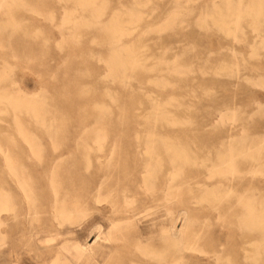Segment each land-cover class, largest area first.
<instances>
[{
	"label": "rangeland",
	"instance_id": "rangeland-1",
	"mask_svg": "<svg viewBox=\"0 0 264 264\" xmlns=\"http://www.w3.org/2000/svg\"><path fill=\"white\" fill-rule=\"evenodd\" d=\"M79 1L84 2V0H0V5H1L0 7V76L4 74L3 77L1 76V80H0V93H4L5 95L17 96L21 92H25L29 97L33 95L32 97L37 98L35 99L36 102H42V103L44 102L43 104L39 103V105L37 103L35 104L37 105L35 107H38L37 109H39L38 115L40 114L39 112L41 109H42L41 113L45 114V115L41 114L44 117L39 116L40 119L39 117L38 119H36L37 117H33L31 113L27 114L24 111L21 112L11 111L10 110L11 107H9L10 105L9 106L4 105L6 106V108H9L10 111L0 113V148L4 151L1 152L0 150V154L2 153L1 154L2 156L0 155V181H1L0 185L4 189V191L6 190L5 194L7 198L11 197L13 192L16 193L17 191V193L19 194V198L21 199L20 201L24 205L22 193L17 189V186H15L16 183L11 180V175L10 172L8 171L9 170L8 164L9 161L12 159V157L15 158L19 150L27 149L28 146H29L28 148L30 147L41 148V149L43 148L48 151H52L54 148H56L57 150L59 149L57 152L62 153V157H61L62 159L60 160L63 163L61 162L62 165L61 167L57 168L58 169L57 172L59 174V178L62 180V186H64V188L67 186L68 187L71 186L70 182L66 181L65 176L69 175L68 173L70 172V167H72V164L73 163H80L82 165L85 164L84 162L85 158L80 157L79 155H77V153L83 151L84 149L87 150V148L89 149L91 148V146L93 147L94 146L93 143L94 144L98 143L99 147H101V145L103 146L99 148L98 145H96L97 147L96 146H95L96 148L94 147L95 150L98 148L103 149L105 147L104 149L106 153L109 152V150H111L110 148L114 149L113 147H115V150H117V152L120 153V156L116 159H113V161L117 163L127 162L129 166L132 167V172H134L135 164L142 167L143 161L141 159L136 160L132 156L133 153L130 151V149L136 148L137 150L138 148H145L142 147V145L147 146V143L144 142L145 140L142 138H145L146 141L147 140L151 141V139L149 138L155 140L156 134L159 136L162 135V137L170 136L169 137L170 139L169 138L165 139V140L168 139L167 142L170 143L172 139L177 137L178 139L175 138L174 140L176 139L177 140L172 142L176 144V142L180 140L181 142H178L177 145L181 147L182 146L184 147V144L186 143L189 151H186L187 147L185 145L184 147L185 149L182 148L185 152L183 153V151H180L181 147L180 148L178 147L179 148L178 149L176 145L175 147L178 150L175 149L176 150L175 151L174 149H172V151L174 150L173 155L175 156V154L177 153L176 154L177 156L178 153L180 154L182 152L181 156L184 157L183 158L184 160L185 157L187 156L185 160L187 164L182 158L181 160L178 158V160L180 161L179 162L178 160H176L177 159L176 157L175 159L173 158L174 156L172 157L174 159L173 162L171 161L173 165L172 170L174 171L173 173L175 174L174 177L176 176V174H178V171H179V175L183 176L182 177L177 175L178 178L177 177L174 178V185L177 183L175 185L176 188H174L175 195H173V198L175 196V199L172 198V201L170 202L171 205L170 204L169 205L172 208L171 210H173L174 208L175 211H171V210L169 211L168 207L163 206L164 201L161 200L162 198H160V200L157 201L156 199L154 200V198L158 199L161 195L154 194L150 191L149 193L146 186L142 185L143 183L141 182V178H140L142 176V171L140 169H137L136 173L131 172L129 175L125 176L123 172L117 167L112 168L113 174L114 175L118 174L121 179V181L119 182L117 181L118 188H120V190H118V195L120 197L119 202L121 203L122 206H124L123 209L131 208L132 210L134 208L136 210L138 208L136 212H140L138 215V217L139 216L140 217L136 219V224L139 225L136 226L135 224H133L132 227L134 226V228H131L129 227V224H127L124 221L120 223L116 222L115 224L118 223V225H115L113 222H111L112 219L113 220L120 219L122 218V216L121 214H117L118 216L117 215L112 216L111 214L112 207H110L109 206L110 204H108L110 203L111 199L107 198L108 192L103 191L104 193H102L101 200L103 201L104 199V201L101 204H97L94 200H88L87 202L88 204L85 206L86 208L82 206L84 211H81L76 215V218L78 220L75 219L76 222L73 221L71 223L72 225L74 224L73 226L70 224V222L69 223L66 222L64 223L65 224L64 226L59 228L61 229L60 234H57V231L53 230L49 235H38L36 237V244L38 248L35 249L31 247L30 253L25 255L19 264H39L41 263V261L45 259L46 261L49 262L51 253L47 250V248L53 244L54 246L57 247L61 246L62 244H65L67 241L78 242L80 244L85 245L86 247L92 248L94 252V260L96 264H103L105 261L106 262L112 261L114 259H115L114 261H116L117 263L120 258H122L123 260L126 258L124 261L121 259L122 260L121 264L124 263L129 264L133 256L137 254L139 256H142L140 253L143 247L148 246L151 249L153 246L158 245L157 243L160 242L159 238L161 237L160 235L162 233L161 231L165 227L168 228V226L170 228V232L179 240L183 237V235L186 234V236L183 237L184 239L182 238L181 243L180 241H178L179 247H176L177 249L179 248V250L182 248L181 251L175 248V252H174L176 254V250L179 251L175 255L176 257L175 260L180 258V260H178V262L180 261V263L184 261L186 263L187 260L184 259L188 258V255L190 254V251L185 250L186 248L184 241L187 235L188 237L189 236L191 237V235L193 234L196 235L195 232H197L198 234L199 232L204 231L203 238L205 240H211L210 239L211 236L214 241L217 238V236L222 237L223 240L220 241L221 245H219V247L220 246L225 247L230 242L238 241L237 243H239L240 241L239 238H234L229 240L228 237V232L230 231V229L233 228L235 229L236 232L239 231L237 224H232L236 222L234 216L236 213L246 210L244 209V206H242V204L245 205L251 202L256 212L260 213L261 211L262 213H264V209H263L264 207H262L264 206V181L261 180L250 183L245 180H242L243 182L241 181L233 182L228 179H225V177L223 176L216 175V173H214V172H217V174L219 173L218 171L219 163L217 161L218 160L217 155L219 153V148H220L218 147V145L220 146L219 143L220 140H217L219 138V129L217 125L219 121V113H217L219 104L217 98H219L221 95L220 92L221 89L219 90L218 88L219 87L218 79L221 78L218 75L220 68L218 66H220L219 62L221 59L219 57V52H222L220 53L221 55L225 53V49L223 50V48H221V43H225L229 45V47L233 46L234 48L237 49V51L240 54L248 57L250 55L251 50L250 48H248L247 44H249L252 41L254 35L256 34V31H254L255 33L253 32L254 27L250 24L251 23L250 20H252L253 17H249L247 19L242 20L243 31L238 29L234 33V35L229 34L231 35L229 36L226 34L227 37L229 36L227 38L225 37L226 35L222 28L223 23L221 24L220 22H226L229 21L230 19L233 21L237 19V17H235V15H238V8L236 10V6H240L244 3H245L244 6H246L250 3H256L257 1L261 2L262 0H245V2H243L244 0L241 1L240 0H99V3L98 0L97 2H95L96 0L93 1L88 0L94 2L93 6L92 4L90 5L89 4L90 2L88 3L87 0L82 5ZM104 1L107 4H105ZM135 2L137 4H135ZM138 2L140 3V5H138ZM95 3L98 4L96 6L97 8L95 7ZM101 3H104L105 6L104 4ZM131 3H134L135 6H133ZM84 4H86V6ZM262 5L264 6V2L262 3ZM103 6L105 8H108V10L107 9L105 10ZM93 8L95 9L93 10ZM132 8L133 10L136 8V10L134 11L132 10L133 14H135L137 11V15H138L139 10H140L139 11L140 14L142 12V14L139 15L140 19L143 17L141 20L136 19V17L139 18L136 14H135L136 17L133 14H131L132 16H134L135 20L137 21L140 20L138 22H143L142 24L137 23L136 25L137 21L135 22L134 18L128 15ZM141 8L145 12H143ZM96 9H98V11ZM127 10L129 12H127ZM96 11L97 12L104 11L102 12V14L104 13V15L102 16V14L100 15V12L97 13ZM115 11H117V14L120 15L121 17L116 15ZM92 12L93 13L96 12V14H98L99 16L96 15V17H94L95 14H93ZM124 13H126V18ZM209 15L211 17H209ZM221 16H224V18ZM97 17H99L101 21L98 20ZM114 18H118L120 21L121 20L122 21L119 22V20H116ZM223 19L225 21H223ZM96 21L99 22L97 23ZM125 21L127 23H125ZM129 21L130 23L128 24ZM132 22L133 24H131ZM10 23L13 24L9 26L11 29L8 28V25ZM102 23L105 24L108 23V24L105 25ZM109 23L110 25L113 24L112 26L115 27L118 25L120 27L121 24L123 25V23L124 25L120 27V32L116 33L115 35L112 34L114 32H111V26L109 25ZM260 23H261L260 25L261 28L259 26ZM260 23L258 24L259 28L264 29V23L263 22ZM127 24L129 25L130 28L128 27ZM5 25H7V28ZM102 25L105 28V30H102L104 29ZM247 25L249 26L247 27ZM15 26H17V30H15L14 32L13 29L15 28ZM219 26H221L220 27L221 30L219 29ZM117 28L118 27H116V29ZM123 29L124 31L125 29L128 30L126 31L129 33L128 36H126L127 33H125ZM148 29L151 30L149 31ZM121 30L124 33L120 34L122 32ZM109 31L111 32V34L109 33ZM133 31L135 32L134 34ZM220 31H222L223 34ZM10 32L11 33L14 32L15 34L14 33L11 34ZM105 32L107 35L109 34L108 36L110 37H107ZM242 32L244 33V35ZM262 35H264V31H262ZM11 36L12 39H10ZM118 37L121 38L122 41L124 40L125 41L118 43L119 42ZM123 37H127V38L124 39ZM238 40L239 42H236ZM131 44L132 46H130ZM125 46H128V48H130L129 50L133 48L134 50L136 49L135 53L134 50L128 51L127 47ZM137 46L140 48H137ZM122 49L124 52L123 57L121 55L120 56L121 58L118 57L120 60H118L117 58L116 61H114L115 64H112L114 65L112 67H114L115 70L113 71V68L112 67L110 68L109 66L111 65L110 62L113 63L111 58L114 54H112L111 51L115 50L116 52L119 51L122 52ZM257 50L261 53V54L259 53L260 55H262L261 58L264 59V48H257ZM125 52L129 54L127 55ZM137 53L139 55H137ZM230 54L231 52H229L228 63L233 61ZM162 55L165 57H163ZM159 56L161 58L163 57V60L159 59L160 58ZM108 59H111V61L109 62ZM147 59L149 60L150 64L148 63V61H146ZM164 59L166 61H164ZM175 59H177V61ZM181 59H184L183 63L186 62L185 64L187 67L185 66V64L181 63L182 62ZM132 60L136 61L135 64H133L134 66L130 64ZM123 61L124 62L128 61V62L124 63L125 64V65L123 64L124 66L122 64L121 67L120 65L117 66L116 63L120 64V62ZM144 61L147 63L143 64ZM155 62L156 64H154ZM127 63H128V67H127ZM168 63H171L170 65L171 66L173 65V67H170ZM176 63H179V65L181 63L182 64L181 67ZM242 63L244 62H241V64ZM137 65H140L141 69L138 68L139 66L136 67ZM157 65L159 66V68L157 67ZM132 66L134 68L133 71L130 70L132 69ZM174 66H177V69H179V72L177 71V73L179 74L175 73L176 67ZM182 66L186 70L182 69ZM115 67L117 68V70ZM143 67H145L146 69ZM111 69L113 75L111 74ZM123 69L125 70L124 72ZM151 69L152 70L154 69V71H151ZM172 69H175V71L173 70L175 74H173V72L171 74ZM181 69L182 71L184 70L183 73ZM126 70L128 71V73H126ZM138 70H140V72ZM131 71L132 72L135 71V72L132 73ZM151 72H154V74H151ZM123 73L125 74V76L127 74L128 75L125 77ZM167 73H169V75ZM164 76L167 79L168 83L164 81L165 80V78L163 79ZM119 78L121 79L119 80ZM155 78L156 80L157 79L158 80L161 79V80L159 81L157 80L156 82H154L153 80ZM150 80L152 81V83H150L151 82ZM164 82L166 85L164 84ZM153 83L154 84L157 83L155 84L156 86L153 85ZM162 83L165 86H167V88L163 86ZM168 84L171 87L168 86ZM256 87H254V89ZM255 90L259 92L261 91V88L257 87ZM259 93L264 94V90L262 89V91ZM252 94L244 93L238 95L236 98L237 107L242 108L241 106L243 103L242 102L243 99L247 100L248 97L254 98L256 96L254 93ZM148 95H151L150 97L152 99H149L150 97ZM113 98L115 100H113ZM153 98H155V100ZM156 99H158L160 102H158V100L156 101ZM149 100L150 103L148 102ZM153 100L160 106L154 104V102L152 103ZM167 101L168 103L172 101V103H170L171 106L167 103ZM166 103L168 104L167 106L169 107L164 106L166 105ZM262 103L264 104V99L262 100ZM95 104H97L98 107ZM105 105L107 107H110L108 108L109 109L108 111ZM42 106L45 108L43 109ZM162 106L165 108H161ZM155 107L157 108V111ZM100 109L102 110L100 111ZM148 109H151L150 110L151 112ZM105 110L107 112H105ZM45 111L48 112L49 114H46ZM55 112H57L58 114H56ZM94 112L95 114H93ZM153 112L155 113L154 115ZM156 112L164 116H160L156 114ZM173 115L174 116L176 115L175 117L178 118L177 120L179 122L175 119ZM149 116H153V117L150 118ZM154 116L155 117L159 116L156 119L157 120L161 119V121L159 120L158 122L164 124V127L162 128L158 127L159 130H157L158 128L155 130L152 127V125H154L155 122L157 121ZM168 116L171 118L169 119ZM16 117L19 118L18 120L20 122L16 121L15 119ZM162 117L164 118L168 117V118H166L167 120L166 119L164 120ZM101 118L103 121L101 120ZM146 118H148L147 123H146ZM35 120L37 121L39 120L38 123ZM96 120L99 121L97 122ZM170 120L171 121L174 120L173 125L172 122H170ZM186 120L188 121V123ZM42 121L45 123L43 124ZM150 121H151V129L153 128L154 130L150 129V124H149ZM162 121H164V123ZM182 121H184L185 123L183 122L184 124H181ZM21 122L24 124V126ZM39 122H41V124H39ZM158 122L157 124L158 126H160L161 124H159ZM165 122L168 124H166ZM169 123H171L172 125L171 127H169L170 126ZM167 125L169 130L166 128ZM22 126L24 128H22ZM109 127H111L112 129ZM44 128L46 129L48 128V129L46 130ZM101 128L104 132H102ZM49 129L51 130L49 131ZM148 129H149L148 132H151L150 134L146 132V130ZM239 129H238V133L241 134L243 130L241 129V127ZM154 131L158 132L159 134L158 133L155 134ZM23 132L27 134L25 135ZM104 133H107L105 134L106 136H104ZM135 134L137 135L139 134L138 136L139 138L135 137L136 136ZM94 135L95 137L97 136V138H95ZM103 136L104 138L107 139V141L106 139L105 141L104 140L101 141V139H104ZM24 137L27 140H25ZM98 137L99 138L101 137V139H99ZM135 138H137V140L139 139V141H137ZM94 139L95 140L97 139L99 141L97 140L95 141ZM140 141L141 144H139ZM167 142L164 143L167 145ZM135 143H138L137 144L138 148ZM156 143L157 146L159 144L162 145L160 147L161 149H163L164 146L163 142H161L162 143L161 144L160 141L156 139ZM166 149L167 147L165 146V149H163V151H165ZM71 153L72 155L74 154L76 155L72 156ZM190 153H192L191 154L192 156L189 155ZM9 154L11 155L9 156ZM193 154L195 157L193 156ZM5 155L7 156V158L9 157L7 162H4L6 161ZM66 155H68V157H65ZM193 158H195V160ZM48 159L50 160L51 157H48ZM48 159L45 157V160ZM90 160H92L91 161L92 166L94 165L95 167L97 160H95V158H91ZM175 160H176V164H175ZM36 161L37 160H35V158H33L32 160L26 158L25 156H21L20 164H22L21 167L23 168V171H25L24 172L25 180L27 183L30 184L32 183V186L35 188L36 191L35 195H37L38 198L41 197L51 198L52 188L50 187L51 186L49 182L50 180H48L50 179L48 178L50 176L49 174L50 169L49 168L45 169L43 166L38 165V161L37 162ZM181 161L184 162L182 163ZM190 161L193 162V166L191 164L192 162ZM184 163L186 165L188 164L189 165L184 166L183 165ZM80 167L83 168V166ZM175 167L177 172L175 171ZM26 173H28V175ZM29 174L31 175L30 178L32 179H29ZM133 174L134 175L136 174L138 180L140 179L139 181L140 185L136 182V180L131 179L133 177ZM177 179L178 181H175ZM180 184L185 185L186 189L184 188V186H180ZM128 188L130 190L129 195H128L129 192H127ZM69 190L73 191L71 189ZM177 190L179 192H177ZM145 192H147L146 193L147 195L143 194ZM151 193L153 196L151 195ZM136 194H139V196ZM123 195L129 199L131 198L130 199L131 201L127 199V201H129L130 203L132 201L134 202V200L136 201L134 203L132 202L131 205L129 203L130 206L126 208L125 206L127 205L124 201L126 199L123 198L124 197ZM210 195H214L216 197L214 198V196H210ZM243 195L244 197L246 195L251 197L249 198L248 196H246L244 199ZM205 196L210 198L208 199ZM241 196L243 200L241 199ZM210 199H213L214 202L213 201H211L212 203L209 202ZM238 199L240 200L241 203L238 202L239 201ZM72 200L74 201V199ZM178 201L181 203H178ZM157 204H158V209H157ZM256 204L258 205V208H261L260 210L257 208ZM96 206H98V208ZM152 206L153 207L155 206L156 208L155 207L154 208L156 210ZM102 207H106V208H102ZM143 208L144 210H142ZM157 210L159 211V213ZM167 211L169 214L167 213ZM10 212L11 210L6 211L4 213V216L7 219L6 221L7 226L4 227V229H6L5 232L7 233V234L5 233V236L6 235L7 236L5 237V242H4L5 244L3 243L2 246L0 245V247H2L0 248V251L4 252L3 255H0V264H14V259L10 254V247L11 245H13L14 241L11 238L12 235L10 231H8L10 229V226L12 225V218H11L12 212L11 213ZM50 212L51 211L43 214L42 217L43 220L41 223L43 222L48 223V220L49 221L51 220L50 221L51 223L57 224L56 220L53 217V214L52 213L50 214ZM146 212L148 214H146ZM159 215H160V219H159ZM110 216H112L113 218L112 217L110 218ZM126 216L127 217L129 216L128 213L126 214ZM157 217L158 219L153 220V218H157ZM10 218L11 220L8 221ZM164 218L166 219L163 221ZM208 219H210L211 221L210 220H209L210 222L207 221ZM205 222H206V228H205ZM123 223H125V226ZM112 226L113 227L115 226L116 228L115 227L113 228ZM140 227L142 228V230ZM207 227L209 229H207ZM117 229L119 230V232L117 231ZM109 230L111 234L109 233ZM181 231H183L184 233ZM208 231L211 232L209 233ZM153 232H155L154 235L152 234ZM119 233H122L123 235ZM139 236L141 237L143 236L141 238V240L143 239L142 240L143 244L141 246L143 245L145 246H143L142 248H140L137 245L138 244L137 237ZM132 241L133 242L136 241V244L133 243ZM152 243L153 244L155 243V245H153ZM133 244H135V246L138 247L139 249L136 248ZM123 248L126 249L123 251ZM137 250H139L140 253ZM133 252L137 254L134 255ZM198 253H196L195 255L197 257L196 260H198L199 258L203 259V262L200 264L210 263V261H212L210 257H208V255L204 257L203 254L201 255V253H199L198 255ZM142 257L143 258L145 257L143 261L148 262V260H146L147 259L146 256H142ZM262 257L264 258V253H262ZM127 258L129 262H127ZM149 260L150 262H154L151 259ZM48 262H46L45 264H47ZM142 264H150V263L144 262Z\"/></svg>",
	"mask_w": 264,
	"mask_h": 264
},
{
	"label": "bare ground",
	"instance_id": "bare-ground-1",
	"mask_svg": "<svg viewBox=\"0 0 264 264\" xmlns=\"http://www.w3.org/2000/svg\"><path fill=\"white\" fill-rule=\"evenodd\" d=\"M86 0H84V2H85ZM88 1V0H87ZM93 1V0H92ZM92 1H88V3L91 5L92 4V6H93V4H94V2H92ZM241 1V0H240ZM80 2V1H79ZM83 1L82 2H80L81 3V5L84 3ZM92 2V3H91ZM95 2H97V0L95 1ZM151 2V1H150ZM243 2H245V0L243 1ZM262 3L264 2V0H262L261 1ZM261 2H256V3H250V4H248V5H246V6H244V4H242V5H240V6H236V10H237V8H238V15H235V17H237V19H235V20H229V21H226V22H220L223 26H222V28H223V31L225 32V35L227 34V35H229V34H233L234 35V33L238 30V29H240V30H242V28H243V25H242V20L243 19H247V18H249V17H253V19L252 20H250V24L254 27L253 28V32L254 31H256V34L254 35V37H253V39H252V41L249 43V44H247V46H248V48H250V50H251V52H250V55L248 56V57H246L245 55H242V54H240L238 51H237V49L236 48H234L233 46H230L229 47V45H227V44H225V43H221V48H223V50L225 49V53L223 54V55H221L220 53H222V52H219V57L221 58L220 59V66H218V67H220L219 68V76L221 77L220 79H218V88H219V90L221 89V95H220V97L219 98H217L218 100V111H217V113H219V121H218V129H219V138L217 139V140H220L219 141V143H220V146L218 145V147H220L219 148V153H218V155H217V161H218V163H219V173L217 174V172H214V173H216V175H220V176H223V177H225V179H228V180H230V181H241V182H243L242 180H245V181H247V182H250V183H253V182H256V181H264V104L262 103V100L264 99V94H260L259 92H261L262 91V89L264 90V59L263 58H261V56L262 55H260L261 53L257 50V48H264V38H263V36L264 35H262V31H264V29L262 28V29H260L261 28V23L260 22H263L264 23V6L262 5V3ZM98 3H99V0H98ZM104 3H105V1H104ZM104 3H101V4H104ZM105 4H107V3H105ZM105 4H104V6H105ZM133 6H135L134 5V3H131ZM135 4H137L136 2H135ZM150 4V3H149ZM239 4V3H238ZM237 4V5H238ZM85 6H86V4H84ZM98 4H96L95 3V7L97 6ZM138 5H140V3L138 2ZM144 5V4H143ZM103 6V7H104ZM137 6V5H136ZM0 7H1V5H0ZM88 7H89V5H88ZM99 7V6H98ZM102 7V6H101ZM123 7H124V5H123ZM140 7V6H139ZM142 7V6H141ZM97 8V7H96ZM105 8V7H104ZM128 8V7H127ZM126 8V9H127ZM131 8V7H130ZM95 8H93V10H94ZM99 9V8H98ZM98 9H96L97 11H98ZM108 10V8H105V10ZM125 9V8H124ZM101 10H103V9H101ZM117 10H119V9H117ZM130 10V9H129ZM132 10H133V8L131 9V13L127 10V12H129V14L128 15H130L131 17H133L134 18V16H135V14L137 15V11H136V13L135 14H133L132 13ZM134 10H136V8L134 9ZM133 10V11H134ZM141 10L143 11V9L141 8ZM235 10V11H236ZM96 11V12H97ZM140 11V10H139ZM138 11V17H139V15H141L142 14V12H141V14H140V12ZM96 12L95 13H93V14H95V16L94 15H92V16H94V17H96V15H98V14H96ZM100 12V15L102 14V12H104V11H99ZM99 12H97V13H99ZM105 12H107V11H105ZM116 12V15H118L117 14V11H115ZM119 12V11H118ZM143 12H145V11H143ZM234 12V11H233ZM113 13V12H112ZM121 13H123V12H121ZM215 13V12H214ZM224 13V12H223ZM229 13V12H228ZM237 13V12H236ZM125 14V18H126V13H124ZM131 14H133L134 16H132ZM226 14H227V12H226ZM104 15V13L102 14V16ZM115 15V16H116ZM211 15V14H210ZM209 15V17H211ZM219 15V14H218ZM99 16V15H98ZM114 16V15H113ZM118 16H120V15H118ZM144 16V15H143ZM213 16V15H212ZM220 16V15H219ZM227 16V15H226ZM229 16V15H228ZM233 16V15H232ZM121 17V16H120ZM136 17V16H135ZM142 17V16H141ZM145 17V16H144ZM221 17H223L224 18V16H221ZM143 18V17H142ZM141 18V19H142ZM227 18V17H226ZM230 18H232V17H230ZM94 19V18H93ZM97 19L98 20H100L101 21V19H99V17H97ZM96 19V20H97ZM104 19V18H103ZM114 19H116V20H119L118 18H114ZM122 19V18H121ZM124 19V18H123ZM129 19V18H128ZM131 19V18H130ZM136 19H140V17L139 18H137L136 17ZM140 19V20H141ZM146 19V18H145ZM111 20H112V18H111ZM140 20H138V21H140ZM227 20V19H226ZM262 20V21H261ZM70 21V20H69ZM122 21V20H121ZM120 20H119V22H121ZM132 21V20H131ZM134 21L136 22L137 20H135V18H134ZM133 21V22H134ZM136 22V25H137V23H143V22ZM219 21V20H218ZM217 21V22H218ZM223 21H225L224 19H223ZM97 22V21H96ZM99 22V21H98ZM97 22V23H98ZM109 22V21H108ZM111 22V21H110ZM114 22V21H113ZM118 22V21H117ZM133 22L131 23V24H133ZM13 23V22H12ZM67 23H68V21H67ZM125 23H127L126 21H125ZM130 23V21L128 22V24ZM216 23V22H215ZM219 23V22H218ZM260 23V24H259ZM262 23V24H263ZM15 24V23H14ZM93 24H94V22H93ZM100 24V23H99ZM102 24H105V23H102ZM108 24V23H107ZM107 24H105V25H107ZM115 24V23H114ZM121 24V23H120ZM127 24V25H128ZM258 24H259V26H260V28H259V26H258ZM10 25H13V24H9L8 25V28H10L9 26ZM16 25V24H15ZM104 25V26H105ZM109 25H110V23H109ZM108 25V26H109ZM113 25V24H112ZM112 25H110L111 26V32H114V33H112V34H115L116 35V33H119L120 32V27L121 26H123L124 25V23H123V25L121 24V26L119 27V25L118 26H116V27H118L117 29H116V27L115 26H112ZM134 25H135V23H134ZM6 26V28H7V25H5ZM4 26V27H5ZM249 25H247V27H248ZM102 27H103V25H102ZM107 27V26H106ZM113 27V28H112ZM128 27H129V25H128ZM131 27H134V26H131ZM137 27V26H136ZM218 27V26H217ZM220 27L221 26H219V29H220ZM258 27V28H257ZM263 27V26H262ZM14 28V27H13ZM16 28V29H15ZM15 28L13 29V31L15 32V30H17V26H15ZM104 28V27H103ZM124 28V27H123ZM130 28V27H129ZM11 29V28H10ZM122 29V28H121ZM152 29V28H151ZM151 29H148L149 31L151 30ZM102 30H105V28L104 29H102ZM147 30V31H148ZM159 30V29H158ZM221 30V29H220ZM122 31V30H121ZM123 31H124V29H123ZM121 32L120 34H122V33H127V35L126 36H128V32H126V31H128V30H126L125 29V31L124 32ZM130 31H132V30H130ZM135 31V30H134ZM133 31V34L135 33ZM243 31V30H242ZM14 32H10L11 34H13ZM19 32V31H18ZM107 32H108V30H107ZM111 32L109 31V33L111 34ZM143 32H145V31H143ZM151 32H153V31H151ZM221 33H222V31H220ZM240 32V31H239ZM245 32V31H244ZM5 33V32H4ZM9 33V34H10ZM20 33V32H19ZM18 33V34H19ZM243 33V32H242ZM255 33V32H254ZM15 34V33H14ZM23 34V33H22ZM105 34H106V32H105ZM104 34V35H105ZM132 34V33H131ZM146 34V33H145ZM223 34V33H222ZM8 35V34H7ZM109 35V34H108ZM107 34H106V36L107 37H110V36H108ZM114 35V36H115ZM227 35L225 36V37H227ZM243 35H244V33H243ZM243 35H242V37H243ZM13 36V35H12ZM12 36H11V38L10 39H12ZM113 36V35H112ZM118 36V35H117ZM121 36V35H120ZM119 36V37H120ZM130 36V35H129ZM229 36H231V35H229ZM228 36V37H229ZM8 37V36H7ZM103 37V36H102ZM106 37V38H107ZM118 37V38H119ZM143 37V36H142ZM227 37V38H228ZM245 37V36H244ZM2 38V37H1ZM25 38V37H24ZM116 38V37H115ZM124 39H126L127 37H123ZM239 38V37H238ZM230 39V38H229ZM234 39V38H233ZM241 40V39H240ZM11 41V40H10ZM10 41H9V44H10ZM112 41V40H111ZM118 41V40H117ZM125 41V40H124ZM124 41H122V39L121 38H119V42L118 43H120V42H124ZM106 42V41H105ZM104 42V43H105ZM114 42H116V41H114ZM140 42V41H139ZM224 42V41H223ZM236 42H239V40L238 41H236ZM8 43V42H7ZM12 43V42H11ZM108 43H109V41H108ZM135 43V42H134ZM103 44V43H102ZM111 44V43H110ZM109 44V45H110ZM112 44H113V42H112ZM111 44V45H112ZM119 45V44H118ZM121 45H123V44H121ZM133 45H135V44H133ZM138 45V44H137ZM108 46V45H107ZM130 46H132V44L130 45ZM111 47V46H110ZM119 47H121V46H119ZM118 47V48H119ZM125 47H127V49H128V51H133L134 50V48L133 49H131V50H129L130 48H128V46H125ZM134 47H136V46H134ZM137 48H140V47H138L137 46ZM104 49V48H103ZM115 49V48H114ZM121 49V48H120ZM143 49V48H142ZM112 50H113V48H112ZM118 50V49H117ZM136 50V49H135ZM135 50H134V53H135ZM145 50V49H144ZM125 51H126V49H125ZM127 51V52H128ZM139 51V50H138ZM222 51V50H221ZM114 52H116L115 50L114 51H111V53L112 54H114L113 56H112V61H113V63H111L110 61H111V59H108V61L110 62V64L111 65H109L110 66V68L112 67V66H114V65H112V64H115L114 63V61H116V59L118 58V57H120L121 55H122V57H123V54H124V52H123V49H122V52L121 51H119V52H116V53H114ZM127 52H125L127 55L129 54V53H127ZM229 52H231V57H232V59H233V61L232 62H230V63H228V57H229ZM109 53V52H108ZM122 53V54H121ZM260 53V54H259ZM126 54H125V56H126ZM133 54V53H132ZM142 54V53H141ZM184 54H185V52H184ZM109 55V56H110ZM130 55H131V53H130ZM137 55H139L138 53H137ZM221 55V56H220ZM133 56V55H132ZM144 56V55H143ZM163 56V55H162ZM130 57V56H129ZM135 57V56H134ZM140 57H141V55H140ZM139 57V58H140ZM160 57V56H159ZM163 57H165V56H163ZM163 57L161 58H159V59H162L163 60ZM252 57V58H251ZM93 58V57H92ZM121 58V57H120ZM131 58V57H130ZM129 58V59H130ZM133 58V57H132ZM137 58H138V56H137ZM259 58V59H258ZM102 59V58H101ZM113 59H115V60H113ZM158 59V58H157ZM158 59V60H159ZM231 59V60H232ZM107 60V59H106ZM105 60V61H106ZM118 60H120L119 58H118ZM122 60V59H121ZM137 60V59H136ZM161 60V61H162ZM176 61H177V59H175ZM179 60H180V58H179ZM89 61V60H88ZM125 61V60H124ZM120 62V64L119 63H116L117 64V66H119L120 65V67H121V64L123 65L124 63H126V62H128V61H126V62ZM146 61H148V63H149V60L147 59ZM160 61V62H161ZM164 61H166L165 59H164ZM163 61V62H164ZM174 61V60H173ZM175 61V62H176ZM181 63L182 64H185L186 62H184L183 63V61H184V59H181ZM185 61H186V59H185ZM188 61V60H187ZM81 62V61H80ZM100 62V61H99ZM119 62V61H118ZM135 60L133 61H131L130 62V64L131 65H133V64H135ZM151 62V61H150ZM162 62V63H163ZM174 62V63H175ZM179 62V61H178ZM241 62H244V63H242L241 64ZM88 63V62H87ZM108 63V62H107ZM142 63V62H141ZM146 64L147 62H143V64ZM153 63V62H152ZM172 63V62H171ZM171 63H168V65H170ZM180 63V65H179V63H176L177 65H179L180 67H181V64ZM109 64V63H108ZM129 64V65H130ZM139 64V63H138ZM150 64V63H149ZM154 64H156V62L154 63ZM160 64V63H159ZM173 64V63H172ZM78 65V64H77ZM87 65V64H86ZM125 65V64H124ZM123 65V66H124ZM162 65V64H161ZM161 65H160V68H161ZM174 65V64H173ZM173 65L171 66L170 65V67H173ZM187 65H188V63H187ZM134 66V65H133ZM133 66H132V69H130V70H132L133 71ZM139 66V67H138ZM185 66H186V64H185ZM119 67V68H120ZM127 67H128V63H127ZM136 67H138V68H140V65H137ZM142 67V66H141ZM156 67V66H155ZM157 67L159 68V66L157 65ZM169 67V66H168ZM169 67V68H170ZM174 67H176V71H175V69H172V71H171V74H172V72H173V70L175 71V73L176 74H179V73H177V71L179 72V69H177V66H174ZM187 67V66H186ZM113 68V71L115 70L114 69V67H112ZM116 68V67H115ZM118 68V69H119ZM143 68H145V67H143ZM150 68V67H149ZM151 68H152V66H151ZM166 68H167V65H166ZM168 68V69H169ZM179 68V67H178ZM121 69V68H120ZM119 69V70H120ZM141 69V68H140ZM146 69V68H145ZM145 69H144V71H145ZM164 69V68H163ZM182 69H184V70H186L185 68H183V66H182ZM182 69H181V71H182ZM188 69V68H187ZM116 70H117V68H116ZM118 70V71H119ZM122 70V69H121ZM127 70H128V68H127ZM126 70V73H128V71ZM129 70V71H130ZM170 70V69H169ZM183 70V71H184ZM189 70V69H188ZM218 70V69H217ZM125 70L123 69V72H124ZM131 71V72H132ZM136 71H137V69H136ZM139 72H140V70H138ZM149 71H150V69H149ZM151 71H154V69L152 70L151 69ZM167 71V70H166ZM165 71V72H166ZM183 71H182V73H183ZM135 72V71H134ZM134 72H132V73H134ZM146 72H148V71H146ZM156 72V71H155ZM164 72V71H163ZM116 73V72H115ZM119 73H121V72H119ZM174 72H173V74H175ZM111 74H112V69H111ZM110 74V75H111ZM149 74V73H148ZM151 74H154V72H151ZM168 75H169V73H167ZM4 75V74H3ZM3 75H1L2 77H3ZM113 75V74H112ZM120 75H122V74H120ZM123 75L125 76V74L123 73ZM128 75V74H127ZM126 75V76H127ZM165 75V74H164ZM1 76H0V80H1ZM125 76V77H126ZM130 76V75H129ZM167 76V75H166ZM174 76H176V75H174ZM113 77V76H112ZM162 77V76H161ZM170 77H171V75H170ZM173 77V76H172ZM98 78V77H97ZM115 78V77H114ZM113 78V79H114ZM117 78H118V76H117ZM130 78V77H129ZM165 78V76L163 77V79ZM177 78H179V77H177ZM102 79V78H101ZM121 78H119V80H120ZM162 79V80H163ZM171 79H173V78H171ZM116 80V79H115ZM123 80V79H122ZM158 80V79H157ZM156 80V78L153 80L154 82H156L157 81ZM159 80H161V79H159ZM158 80V81H159ZM151 81V80H150ZM149 81V82H150ZM164 81H166L167 82V79L165 78V80ZM97 82H98V80H97ZM101 82V81H100ZM117 82V81H116ZM127 82V81H126ZM125 82V83H126ZM150 83H152V81L150 82ZM160 83H161V81H160ZM168 83V82H167ZM124 84V83H123ZM155 84H157V83H155ZM154 83H153V85H155ZM159 84V83H158ZM163 84V83H162ZM164 84H165V82H164ZM163 84V86H165ZM170 84V83H169ZM168 84V86H170ZM172 84V83H171ZM129 85V84H128ZM125 86H126V84H125ZM156 86V85H155ZM259 87V88H261V91H259V92H257L255 89L257 88V87ZM128 87V86H127ZM158 87V86H157ZM156 87V88H157ZM162 87V86H161ZM166 88H167V86H165ZM171 87V86H170ZM169 87V88H170ZM254 87H256L255 89H254ZM163 88V87H162ZM163 90H166V89H163ZM159 91H160V88H159ZM254 91V92H253ZM98 92V91H97ZM219 92V91H218ZM244 93H250V94H252V93H254L255 95V97L254 98H249L248 97V99L247 100H244L243 99V103H242V108H238L237 107V103H236V98H237V96L238 95H240V94H244ZM220 94V93H219ZM105 95V94H104ZM110 95H111V93H110ZM253 95V94H252ZM33 96V95H32ZM29 97L25 92H21L19 95H17V96H14V95H5L4 93H0V113L1 112H8V111H18V112H21V111H24V112H26L27 114H29V113H31L32 115H33V117H37L36 119H38V117L40 116H43V115H41V114H44V113H41V110H40V114L38 115V111H39V109H37L38 107H35V106H37V105H35L36 103L39 105V103H41V104H43L42 102H36V100L35 99H37L36 97ZM149 97L151 96V95H148ZM219 96V95H218ZM217 96V97H218ZM251 96V95H250ZM45 97V96H44ZM113 97V96H112ZM111 97V98H112ZM145 97H147V96H145ZM153 97V96H152ZM43 99V98H42ZM46 99V98H45ZM44 99V100H45ZM149 99H152L151 97L149 98ZM154 100H155V98H153ZM252 99V100H251ZM112 100V99H111ZM113 100H115L114 98H113ZM112 100V101H113ZM154 100L152 101V103L154 102ZM158 99H156V101H157ZM38 101H39V99H38ZM42 101V100H41ZM168 101H170V100H168ZM168 101H167V103H168ZM46 102V101H45ZM102 102V101H101ZM114 102V101H113ZM118 102V101H117ZM116 102V103H117ZM149 103H150V100L148 101ZM158 102H160L159 100H158ZM166 103V105H164V106H167L168 104L170 105V103H172V101L170 102V103H168L167 104ZM41 104H40V106H41ZM102 104V103H101ZM154 104H156V105H158L156 102H154ZM162 104V103H161ZM163 104H165V103H163ZM174 104V103H173ZM172 104V105H173ZM3 105V106H2ZM4 105H10L9 107H11V109L9 110V108H6V106H4ZM78 105H79V103H78ZM95 105H97V104H95ZM39 106V107H40ZM44 106V105H43ZM42 106V107H43ZM103 106V105H102ZM101 106V107H102ZM106 106V105H105ZM158 106H160V105H158ZM171 106V105H170ZM96 107V106H95ZM97 107H98V105H97ZM104 107V106H103ZM107 107V106H106ZM167 107H169V106H167ZM166 107V108H167ZM45 107H43V109H44ZM108 108H110V107H107V111L109 110ZM156 108V107H155ZM161 108H165V107H161ZM81 109H82V107H81ZM80 109V110H81ZM95 109V108H94ZM98 109V108H97ZM103 109V108H102ZM102 109H100V111L102 110ZM106 109V108H105ZM151 109H153V108H151ZM151 109H148L149 111L151 110ZM158 109H159V107H158ZM79 110V109H78ZM161 110V109H160ZM164 110V109H163ZM166 110V109H165ZM51 111V110H50ZM49 111V112H50ZM83 111V110H82ZM85 111V110H84ZM104 111V110H103ZM106 110H105V112H107ZM155 111V110H154ZM156 111H157V108H156ZM43 112V111H42ZM46 112V111H45ZM86 112H87V110H86ZM92 112H93V110H92ZM98 112V111H97ZM112 112V111H111ZM151 112V111H150ZM159 112V111H158ZM164 112V111H163ZM167 112V111H166ZM56 114H58L57 112H55ZM84 113V112H83ZM165 113V112H164ZM170 113V112H169ZM46 114H49L48 112H46ZM52 114V113H51ZM50 114V115H51ZM93 114H95V112L93 113ZM103 114V113H102ZM109 114V113H108ZM145 114H146V112H145ZM151 114V113H150ZM155 113L153 112V115H154ZM156 114H158L157 112H156ZM167 114V113H166ZM172 114V113H171ZM171 114H169V115H171ZM174 114V113H173ZM45 115V114H44ZM79 115V114H78ZM88 115V114H87ZM97 115H98V113H97ZM100 115H101V112H100ZM107 115V114H106ZM111 115H112V113H111ZM125 115V114H124ZM147 115H148V112H147ZM158 115H160V116H164V115H161V114H158ZM168 115V114H167ZM103 116V115H102ZM145 116V115H144ZM156 116V115H155ZM154 116V117H155ZM174 116V115H173ZM176 116V115H175ZM174 116V117H175ZM40 117H39V119H40ZM44 117V116H43ZM42 117V118H43ZM46 117V116H45ZM82 117V116H81ZM87 117V116H86ZM85 117V118H86ZM94 117V116H93ZM96 117V116H95ZM150 118L151 117H153V116H149ZM159 117V116H158ZM158 117H155V119L156 118H158ZM169 117V116H168ZM168 117H162L164 120L166 119V118H168ZM98 118V117H97ZM100 118V117H99ZM105 118V117H104ZM110 118V117H109ZM150 118H149V120H150ZM171 117H169V119H170ZM16 119V121H19L18 119V117H16L15 118ZM95 119V118H94ZM148 118H146V123H147V120ZM154 119V118H153ZM154 119V120H155ZM175 119L177 120L178 118L177 117H175ZM46 120V119H45ZM100 120V119H99ZM98 120V121H99ZM101 120H102V118H101ZM154 120H152V121H154ZM157 120V119H156ZM160 121H161V119H159ZM159 120H157L156 122H155V124L154 125H152V127L156 130L158 127L159 128H162V127H164V124H161V123H159L158 121ZM167 120V119H166ZM180 120H182V119H180ZM185 120V119H184ZM37 123H38V121L37 120H35ZM97 121V120H96ZM97 121V122H98ZM103 121V120H102ZM104 121H105V119H104ZM144 121V120H143ZM178 121V120H177ZM187 121V120H186ZM190 121V120H189ZM20 122V121H19ZM43 122V121H42ZM49 122V121H48ZM51 122V121H50ZM112 122V121H111ZM145 122V121H144ZM157 122L159 123V124H161L160 126H158V124H157ZM163 123H164V121H162ZM170 122H172V125H173V123H174V120L173 121H171L170 120ZM179 122V121H178ZM177 122V123H178ZM184 121H182V123L181 124H184L183 123ZM22 123V122H21ZM45 122H43V124H44ZM96 123V122H95ZM166 123V122H165ZM176 123V122H175ZM187 123H188V121H187ZM23 124V123H22ZM39 124H41V122H39ZM150 129H151V121H150ZM148 124V125H149ZM166 124H168V123H166ZM166 124H165V126H166ZM179 124V123H178ZM18 125V124H17ZM46 125H47V123H46ZM146 125V124H145ZM169 127H171L172 125H171V123H169ZM176 125V124H175ZM16 126V125H15ZM19 126H20V123H19ZM23 126H24V124H23ZM22 126V128H24ZM42 126V125H41ZM45 126V125H44ZM43 126V127H44ZM50 126V125H49ZM53 126V125H52ZM110 126V125H109ZM241 127V129L243 130L242 131V133L241 134H239L238 133V129ZM42 127V128H43ZM105 127V126H104ZM144 127V126H143ZM148 127V126H147ZM181 127V126H180ZM184 127V126H183ZM49 128V127H48ZM47 128V129H48ZM53 128V127H52ZM109 128H111V127H109ZM146 128V127H145ZM151 129V130H154V129ZM159 128L157 129V130H159ZM168 130H169V128H168V125H167V127H166ZM44 129H46V128H44ZM46 129V130H47ZM112 129V128H111ZM217 129V130H218ZM26 130H28V129H26ZM51 129H49V131H50ZM101 130H102V128H101ZM105 130V129H104ZM165 130V129H164ZM240 130V129H239ZM20 131V130H19ZM100 131V130H99ZM110 131H112V130H110ZM109 131V132H110ZM149 131V129L148 130H146V132H148ZM166 131V130H165ZM21 132V131H20ZM28 132V131H27ZM48 132V131H47ZM102 132H104L103 130H102ZM106 132V131H105ZM118 132V131H117ZM24 133V132H23ZM108 133V132H107ZM107 133H104V136H106L105 134H107ZM133 133V132H132ZM149 134L151 133V132H148ZM147 133V134H148ZM153 133V132H152ZM154 133L156 134V133H158V132H155L154 131ZM25 134V133H24ZM27 134V133H26ZM25 134V135H26ZM91 134V133H90ZM99 134H100V132H99ZM109 134V133H108ZM142 134V133H141ZM144 134V133H143ZM148 134V135H149ZM155 134H154V136H155ZM159 134V133H158ZM96 135V134H95ZM95 135H94V137H95ZM102 135V134H101ZM136 136L135 137H137V138H139L138 136H139V134L137 135V134H135ZM24 136V135H23ZM104 136H103V138H104ZM141 136V135H140ZM154 136H152V137H154ZM157 136V137H156ZM156 136H155V138L157 139V140H159L160 141V143L161 142H163V149H165V146L167 147V151L165 150V151H163V149H161V147L160 146H162V145H158L157 146V143H156V139L155 140H152V138H149V139H151V141H149V140H147L146 141V139L145 138H142V139H144L145 141L144 142H146L147 143V146H143L142 145V147H145V148H138V143H135L136 144V146H137V150H136V148H132V149H130V151L133 153V157L137 160V159H141L143 162H142V167H140V166H138V165H136L135 164V166H134V172H132V167L131 166H129V164L127 163V162H114L113 161V159H116V158H118L119 156H120V153L119 152H117V150H115V147H113L114 149H112V148H110L111 150H109V152H107L106 153V151H105V147L103 148V149H99V148H101V147H103L101 144V147H99V144L97 143V144H94L93 143V147L91 146V148H93V149H91V148H87V150H83V151H80V152H78L77 153V155H79L80 157H82V158H85L86 159V161H85V159H84V162H85V164L84 165H82V164H80V163H73L72 164V167H70V172L68 173L69 175L67 176H65V179H66V181L67 182H70V184H71V186L70 187H65L64 188V186H62V180L59 178V174H58V172H57V168H59V167H61V165H62V161L60 160V159H62L61 157H62V153H60V152H57L58 150L56 149V148H52L53 150L52 151H48V150H45V149H41V148H34V147H30V148H28L27 147V149H21V150H19L18 151V153L16 154V156H15V158H13L12 157V159L9 161V164H8V166H9V172H10V175H11V180L13 181V182H15L16 183V185L15 186H17V189L22 193V196H23V203H24V205L22 204V202L20 201L21 199L19 198V194L17 193V191H16V193L15 192H13V194H12V196L11 197H9V198H7V196H6V194H5V191H4V189L1 187V185H0V245L2 246V244L5 242V237L7 236H5V230L6 229H4V227L5 226H7L6 225V221H7V219L5 218V216H4V213L6 212V211H9V210H11V214H12V216H11V218H12V225L10 226V229L8 230V231H10V233H11V235H12V239H13V245H11V247H10V254L12 255V257H13V259H14V264H19L20 263V261L23 259V257L25 256V255H27V254H29L30 253V251H31V247H33V248H35V249H37L38 248V246H37V244H36V237L38 236V235H49V234H51V232L53 231V230H55V231H57V234H60V231H61V229H59L60 227H62V226H64L65 224L64 223H69L70 222V224L73 222V221H75L76 222V220L75 219H77L76 218V215L79 213V212H81V211H84L83 210V207H85L88 203V200H94L97 204H101L103 201H104V199H103V201L101 200V196H102V193H104L103 191H107L108 192V196H107V198L109 199H111V201H110V203H108V204H110L109 206L110 207H112V209H111V214H112V216H115V215H117V214H121V216H122V218H120V219H115V220H113L112 219V221L111 222H113L114 224L116 223V222H122V221H124V222H126L127 224H129V227H131V228H134V226L132 227V225L133 224H135L136 226H138L139 224H136V219L137 218H139L138 217V215H139V213L140 212H136V210L138 209H132L131 210V208H128V209H123L124 208V206H122L121 205V203L119 202V195H118V190H120V188H118V185H117V181L119 182V181H121V179H120V177H119V175L117 174V175H114L113 174V171H112V168H114V167H117L118 169H120L122 172H123V174L125 175V176H127V175H129L131 172L132 173H136V170L137 169H140L141 171H142V176L140 177L141 178V182L143 183L142 185H145L146 186V188H147V190H148V192L150 191V192H152V193H154V194H160L161 196L157 199V198H154V200L156 199V201L157 200H160V198H162L161 200H163L164 201V205L163 206H166V207H168V210L170 211L172 208L170 207V202L172 201V198H173V195H175L174 194V188H176L175 187V185L177 184L176 182V184L174 185V178L175 177H177L178 178V176L177 175H179V171H178V174H176V176L174 177V171L172 170L173 168V165H172V162L174 161V159H175V157L177 158L176 160H178V158L181 160V158L183 159L184 157L183 156H181V154H182V152L179 154L178 153V155L176 156V154H175V156L173 155V151L176 149V150H178L181 146H179V145H177V143L178 142H181L180 140L178 141V142H176V144L175 143H173L172 141H176L178 138L177 137H175V138H177L176 140H174V139H172V141L169 143V142H167V140H165L166 138H169V137H162V135L161 136H159V135H157L156 134ZM197 137V136H196ZM195 137V138H196ZM25 138V137H24ZM95 138H97V136L95 137ZM99 138V137H98ZM110 138V137H109ZM137 138H135L136 140H137ZM141 138V137H140ZM147 138V137H146ZM185 138V137H184ZM198 138V137H197ZM4 139H5V137H4ZM99 139H101V137L99 138ZM105 139L106 138H104V139H101V141L102 140H104L105 141ZM113 139V138H112ZM142 139H140V140H142ZM154 139V138H153ZM170 139V138H169ZM188 139V138H187ZM186 139V140H187ZM216 139V138H215ZM25 140H27L26 138H25ZM95 140V139H94ZM97 140V139H96ZM95 140V141H96ZM116 140V139H115ZM165 140V141H164ZM189 140V139H188ZM94 141V142H95ZM97 141H99V140H97ZM100 141V142H101ZM106 141H107V139H106ZM137 141H139V139L137 140ZM149 141V142H148ZM170 141V140H169ZM183 141V140H182ZM198 141V140H197ZM196 141V142H197ZM29 142V141H28ZM118 142V141H117ZM116 142V143H117ZM136 142V141H135ZM164 142H167V145L164 143ZM189 142V141H188ZM7 143V142H6ZM27 143V142H26ZM115 143V142H114ZM156 143V144H155ZM185 143V142H184ZM190 143H192V142H190ZM199 143V142H198ZM105 144H106V142H105ZM139 144H141V141H140V143ZM162 144V143H161ZM181 144H183V143H181ZM180 144V145H181ZM5 145V144H4ZM96 145H98V149H94V147L96 146ZM115 145V144H114ZM177 145V148L175 147ZM185 145H186V143L184 144V147H185ZM105 146V145H104ZM140 146V145H139ZM189 146H190V144H189ZM194 146V145H193ZM90 147V146H89ZM97 147V146H96ZM95 147V148H96ZM141 147V146H140ZM175 147V148H174ZM183 146L181 147V150L180 151H183V153H185L184 152V150L182 149V148H184ZM186 151H189L188 150V146L186 145ZM59 148V147H58ZM109 148V147H108ZM191 148V147H190ZM15 149H17V148H15ZM56 149V150H55ZM172 149H174L173 151H172ZM185 149V148H184ZM0 150H1V152H4L1 148H0ZM8 150V149H7ZM108 150V149H107ZM175 150V151H176ZM91 151H94V152H91ZM7 152V151H6ZM178 152V151H177ZM67 153V152H66ZM2 154V153H1ZM0 154V155H1ZM6 154V153H5ZM187 154H188V152H187ZM186 154V155H187ZM192 153H190L189 155H191ZM11 154H9V156H10ZM71 155H72V153H71ZM70 155V156H71ZM76 154H74V155H72V156H75ZM92 155V156H91ZM184 155V154H183ZM188 155V156H189ZM2 156V155H1ZM21 156H25L26 158H28V159H32L33 160V158H35V160H37L38 161V165H41V166H43L45 169H47V168H49L50 169V172H49V174H50V176L48 177V178H50V179H48V180H50L49 182H50V187L52 188V196H51V198H47V197H41V198H38V196L37 195H35L36 193V191H35V188L32 186V183L30 184V183H27L26 182V180H25V175H24V172L25 171H23V168L21 167L22 166V164H20V162H21ZM64 156V155H63ZM174 156V157H173ZM192 156V155H191ZM193 156H194V154H193ZM45 157L48 159V157H51V159H52V161H51V159L48 161V160H45ZM65 157H68V155H66ZM95 158V160H97V163L95 164V167H94V165L92 166V160H90L91 158ZM174 159H173V158ZM187 157V156H186ZM186 157H185V160H186ZM195 157V156H194ZM5 158H6V161H4V162H7V160H8V158H7V156L5 155ZM74 158V157H73ZM77 158V157H76ZM81 158V159H82ZM129 158V157H128ZM189 158V157H188ZM190 158H192V157H190ZM4 159V158H3ZM173 159V160H172ZM194 160H195V158H193ZM67 160H68V158H67ZM103 160H105V161H103ZM130 160V159H129ZM176 160H175V164H176ZM184 160V159H183ZM184 160V161H185ZM191 160V159H190ZM193 160V161H194ZM30 161V160H29ZM36 161V162H37ZM70 161V160H69ZM107 161V162H106ZM134 161V160H133ZM172 161V162H171ZM179 161V160H178ZM184 161H181L182 163L184 162ZM189 161V160H188ZM187 161V162H188ZM62 162V163H61ZM180 162V161H179ZM179 162H177V163H179ZM190 162H192V161H190ZM185 163H186V161H185ZM183 164L184 166H188V165H186V164ZM196 163V162H195ZM7 164V163H6ZM192 164V166H193V162L191 163ZM217 165V164H216ZM33 166H35V165H33ZM80 166H83V168H81ZM175 166V165H174ZM94 167V168H93ZM189 167H191V166H189ZM5 168V167H4ZM93 168V169H92ZM187 168V167H186ZM35 170V169H34ZM91 170V171H90ZM7 171V170H6ZM88 171H90V172H88ZM162 171V172H161ZM175 171H176V167H175ZM38 172V171H37ZM177 172V171H176ZM181 172V171H180ZM36 173V172H35ZM44 173V172H43ZM27 175H28V173H26ZM39 174V173H38ZM37 174V175H38ZM182 174V173H181ZM212 174H213V172H212ZM9 175V176H10ZM40 175V174H39ZM30 174H29V179H32V178H30ZM131 176V175H130ZM179 176H182V175H179ZM213 176H215V175H213ZM47 177V176H46ZM183 177V176H182ZM131 179H133V180H136V182L139 184V181H140V179L138 180V178H137V176H136V174L134 175L133 174V177L131 178ZM128 180H129V178H128ZM175 181H178V179L177 180H175ZM115 182V183H114ZM129 183V182H128ZM0 184H1V181H0ZM36 184V183H35ZM40 184V183H39ZM136 184V183H135ZM183 184H184V182H183ZM133 185V184H132ZM140 185V184H139ZM138 185V186H139ZM37 186V185H36ZM135 186V185H134ZM178 186V185H177ZM180 186H184V188H185V185H181L180 184ZM47 187V186H46ZM133 187V186H132ZM142 187V186H141ZM134 188V187H133ZM145 188V189H146ZM180 188V187H179ZM188 188V187H187ZM69 189H71V190H73V191H70ZM139 189H141V188H139ZM186 189V188H185ZM128 191L127 192H129L130 190H129V188L127 189ZM179 190V189H178ZM177 190V192H179ZM124 191V190H123ZM137 191H138V189H137ZM146 191V190H145ZM176 191V190H175ZM122 192V191H121ZM133 192V191H132ZM131 192V193H132ZM144 192V191H143ZM149 192V193H150ZM230 192V191H229ZM147 192H145V193H143V194H145V195H147L146 194ZM152 193H151V195H152ZM51 194V193H50ZM107 194V193H106ZM122 194H125V193H122ZM130 194V192L128 193V195ZM21 195V194H20ZM136 195H138L139 196V194H136ZM136 195H134V196H136ZM124 196V195H123ZM122 196V197H123ZM127 196V195H126ZM149 196V195H148ZM153 196V195H152ZM177 196V195H176ZM210 196H214V195H210ZM246 196H248V195H246ZM245 196V197H246ZM104 197H106V196H104ZM150 197V196H149ZM156 197V196H155ZM205 197H207V196H205ZM216 196H214V198H215ZM243 197H244V195H243ZM245 197H244V199H245ZM249 197V196H248ZM251 197V196H250ZM249 197V198H250ZM74 199V201L72 200V199ZM103 198V197H102ZM107 198H105V199H107ZM124 199H126V200H124L125 201V203H126V205L127 206H125L126 208L127 207H129L131 204H132V202L130 203L129 201H127V199H129V198H127V197H123ZM139 198V197H138ZM145 198V197H144ZM147 198V197H146ZM204 198V197H203ZM208 199L210 198V197H207ZM131 199V198H130ZM129 199V200H130ZM153 199V198H152ZM173 199H175V196H174V198ZM183 199V198H182ZM217 199H218V197H217ZM216 199V200H217ZM241 199H242V196H241ZM247 199V198H246ZM255 199V198H254ZM133 200V199H132ZM215 200V201H216ZM239 200V199H238ZM243 200V199H242ZM131 201V200H130ZM136 200H134V202H135ZM147 201V200H146ZM145 201V202H146ZM150 201V200H149ZM152 201V200H151ZM203 201V200H202ZM211 201H213V199H210V201L209 202H211ZM133 202V203H134ZM162 202V201H161ZM181 202H182V200H181ZM181 202H179L178 201V203H181ZM206 202V201H205ZM208 202V201H207ZM214 202V201H213ZM239 203H241L240 202V200L238 201ZM243 202H245V201H243ZM251 202V201H250ZM255 202V201H254ZM105 203H106V201H105ZM129 203H130V205H129ZM153 203V202H152ZM212 203V202H211ZM247 203V202H246ZM252 203V202H251ZM251 203H247V204H242V206H244V209H246V210H244V211H242V212H239V213H236L235 214V216H234V219L236 220V222H234V223H232V224H237V226H238V228H239V231L238 232H236L235 231V229H230V231L228 232V237H229V240L230 239H234V238H239V243H237V242H230V243H228V245L227 246H225V247H222V246H220L219 247V245H221V243H220V241L221 240H223V238L222 237H220V236H217V238L215 239V241L212 239V236H211V240H205L203 237H204V231H202V232H199L198 234H197V232H195L196 233V235H191V237L189 236L188 237V235H187V237H186V239H185V241H184V243H185V250L187 251H190V254L188 255V258H185L184 260H187V262L185 263V261L184 262H181L180 263V261L178 262V260H180V258H178V259H176L175 260V255L179 252V251H181V249L179 250V248L177 249L176 247H179L178 245H179V242L178 241H180V243H181V240H182V238L183 237H185L186 236V234L185 235H183V237L179 240L178 238H176L171 232H170V228H169V226H168V228H163V230L161 231L162 233L160 234L161 235V237L159 238L160 239V242L159 243H157L158 245H156V246H153L151 249L147 246V247H143V246H145V245H143V246H141L142 244H143V239L141 240V238L143 237H141V236H139V237H137V241H138V246L140 247V248H142L143 247V249L141 250V253H140V251L139 250H137V251H139V253L142 255V256H146L147 257V259L146 260H148V262L147 261H143V259H145V257L143 258L142 256H139L137 253H134L133 252V254L135 255V254H137V255H135V256H133V258H132V260L130 261V263L129 264H142V263H144V262H146V263H150V264H200V263H202L203 262V259L202 258H199L198 260H196V253H201V255L203 254V256L205 257V256H207L208 255V257H210V259L212 260V261H210V263H205V264H264V258L262 257V253H264L263 252V250H264V213H262L261 211H260V213L259 212H256V210H254L255 208L253 207V204H251ZM96 204V205H97ZM160 204V205H161ZM166 204V205H165ZM170 204V205H169ZM173 204V203H172ZM134 205V204H133ZM151 205V204H150ZM149 205V206H150ZM175 205V204H174ZM184 205V204H183ZM240 205V204H239ZM257 205V204H256ZM83 206V207H82ZM102 206V205H101ZM241 206V205H240ZM97 208H98V206H96ZM146 207V206H145ZM153 207V206H152ZM155 207V206H154ZM153 207V208H154ZM175 207V206H174ZM260 207V206H259ZM262 207H264V206H262ZM82 208V209H81ZM86 208V207H85ZM96 208V209H97ZM102 208H106V207H102ZM101 208V209H102ZM156 208V207H155ZM154 208V209H155ZM242 208V207H241ZM257 208H258V205H257ZM50 209V210H49ZM141 209V208H140ZM139 209V210H140ZM157 209H158V204H157ZM164 209V208H163ZM163 209H161V210H163ZM243 209V208H242ZM259 210L261 209V208H258ZM264 209V208H263ZM99 210V209H98ZM142 210H144V208L142 209ZM149 210V209H148ZM150 210H151V208H150ZM156 210V209H155ZM258 210V211H259ZM49 211H51L50 212V214L52 213L53 214V217H54V219L56 220V222H57V224H53V223H51L49 220H48V223L47 222H43V223H41L42 222V220H43V214H45L46 212H49ZM158 211V210H157ZM171 211H175L174 210V208H173V210H171ZM231 211V210H230ZM147 212H149V211H147ZM146 212V214H148ZM151 212V211H150ZM152 212H153V210H152ZM161 212V211H160ZM9 213V212H8ZM100 213H102V212H100ZM128 213V217L126 216V214ZM158 213H159V211H158ZM167 213H168V211H167ZM173 213V212H172ZM104 214V213H103ZM161 214V213H160ZM163 214V213H162ZM169 214V213H168ZM167 214V215H168ZM9 215V214H8ZM102 215V214H101ZM219 215V214H218ZM228 215V214H227ZM231 215V214H230ZM112 216H110V218L112 217ZM118 216V215H117ZM217 216V215H216ZM107 217V216H106ZM120 217V216H119ZM155 217V216H154ZM170 217V216H169ZM173 217H174V214H173ZM220 217V216H219ZM230 217V216H229ZM11 218L8 220V221H10L11 220ZM113 218V217H112ZM118 218V217H117ZM225 218V217H224ZM52 219V218H51ZM156 220V219H158V217L157 218H153V220ZM159 219H160V215H159ZM166 218H164L163 219V221L165 220ZM168 219V218H167ZM222 219V218H221ZM221 219H220V221H221ZM78 220V219H77ZM104 220V219H103ZM107 220V219H106ZM109 220V219H108ZM210 219H208L207 221H209ZM219 220V219H218ZM140 221V220H139ZM172 221H174V220H172ZM206 221V222H207ZM211 221V220H210ZM209 221V222H210ZM216 221V220H215ZM110 222V221H109ZM206 222H205V228H206ZM208 222V223H209ZM55 223V222H54ZM108 223V222H107ZM164 223V222H163ZM162 223V224H163ZM175 223V222H174ZM225 223V222H224ZM122 224V223H121ZM120 224V225H121ZM124 224V226H125V223H123ZM126 224V225H127ZM153 224H154V221H153ZM166 224V223H165ZM171 224V223H170ZM212 224V223H211ZM68 225V224H67ZM72 225V224H71ZM70 225V226H71ZM74 225V224H73ZM72 225V226H73ZM110 225V224H109ZM115 225H118V223L117 224H115ZM131 225V226H130ZM215 225H217V224H215ZM218 225H219V223H218ZM122 226V225H121ZM120 226V227H121ZM123 226V227H124ZM165 226V225H164ZM172 226V225H171ZM211 226V225H210ZM109 227V226H108ZM113 227V226H112ZM111 227V228H112ZM115 227V226H114ZM113 227V228H114ZM199 227H201V226H199ZM72 228V227H71ZM71 228H70V230H71ZM116 228V227H115ZM141 228V227H140ZM147 228V227H146ZM162 228V227H161ZM193 228V227H192ZM221 228H222V226H221ZM230 228V227H229ZM119 229V228H118ZM117 229V231L119 232V230ZM126 229H127V226H126ZM138 229V228H137ZM175 229V228H174ZM181 229H183V228H181ZM184 229H185V227H184ZM207 229H209L208 227H207ZM216 229V228H215ZM224 229V228H223ZM112 230V229H111ZM113 230H115V229H113ZM141 230H142V228H141ZM146 230V229H145ZM151 230V229H150ZM188 230V229H187ZM214 230V229H213ZM123 231V230H122ZM128 231V230H127ZM172 231V230H171ZM176 231V230H175ZM192 231V230H191ZM201 231V230H200ZM212 231V230H211ZM210 231V232H211ZM114 232V231H113ZM113 232H112V235H113ZM139 232V231H138ZM181 232H183V231H181ZM193 232V231H192ZM209 232V231H208ZM209 232V233H210ZM71 233V232H70ZM107 233V232H106ZM109 233H110V230H109ZM154 233L155 232H153L152 234L154 235ZM178 233H179V231H178ZM184 233V232H183ZM185 233H187V232H185ZM7 234V233H6ZM111 234V233H110ZM119 234H122V233H119ZM151 234V233H150ZM109 235V234H108ZM107 235V236H108ZM123 235V234H122ZM140 235V234H139ZM213 236H214V234H213ZM9 237V236H8ZM109 237V236H108ZM108 237H107V239H108ZM123 237V236H122ZM118 238V237H117ZM9 239V238H8ZM38 239V238H37ZM126 239V238H125ZM133 239V238H132ZM184 239V238H183ZM6 240H7V238H6ZM11 240V239H10ZM109 240H110V238H109ZM112 240V239H111ZM145 240V239H144ZM116 241H117V239H116ZM158 241V240H157ZM48 242V241H47ZM112 242V241H111ZM115 242V241H114ZM133 242V241H132ZM82 243V242H81ZM120 243V242H119ZM122 243V242H121ZM133 243H135L136 244V241H134ZM182 243H183V241H182ZM5 244V243H4ZM56 244H57V242H56ZM135 244H133L134 246H135ZM153 244V243H152ZM151 244V245H152ZM123 245V244H122ZM148 245V244H147ZM153 245H155V243L153 244ZM181 245V244H180ZM217 245V246H216ZM223 245V244H222ZM6 246V245H5ZM150 246V245H149ZM182 246V245H181ZM4 247V246H3ZM7 247V246H6ZM136 247V246H135ZM183 247V246H182ZM0 248H2V247H0ZM27 248H28V250H27ZM136 248H138V247H136ZM175 248L177 249V250H179V251H177L176 250V254L174 253L175 252ZM126 249V248H125ZM124 248H123V251L125 250ZM139 249V248H138ZM47 250L51 253V257L49 258V262L48 261H46V259L45 260H43V261H41V263H39V264H45L46 262H48L47 264H96V262H95V260H94V252H93V250H92V248H90V247H86L85 245H83V244H80V243H78V242H72V241H67L65 244H62L61 246H54V244L53 245H51V246H49L48 248H47ZM116 250V249H115ZM133 250V249H132ZM184 250V249H183ZM136 251V250H135ZM119 252V251H118ZM130 252V251H129ZM184 253V252H183ZM199 253H198V255H199ZM4 254V252L3 251H0V255H3ZM133 254H131V255H133ZM119 255V254H118ZM180 255V254H179ZM197 255V256H198ZM7 256V255H6ZM31 256V255H30ZM37 257V256H36ZM122 257V256H121ZM128 257V256H127ZM184 257V256H183ZM200 257V256H199ZM129 258V257H128ZM128 258H127V262H129V260H128ZM30 259V258H29ZM122 258H120L119 260H118V262L116 263V261H114V260H112V261H105L103 264H121L122 263V260H121ZM126 259V258H125ZM124 259V260H125ZM149 259H151V260H153L154 262H150V260ZM206 259V258H205ZM31 260V259H30ZM33 260V259H32ZM123 260V261H124ZM181 260V261H182ZM36 262V261H35ZM125 264V263H124ZM128 264V263H127Z\"/></svg>",
	"mask_w": 264,
	"mask_h": 264
}]
</instances>
